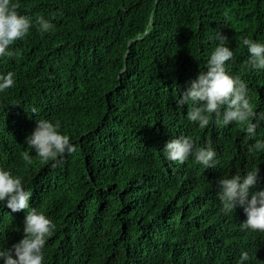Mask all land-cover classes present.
Here are the masks:
<instances>
[{
  "label": "trees",
  "instance_id": "obj_1",
  "mask_svg": "<svg viewBox=\"0 0 264 264\" xmlns=\"http://www.w3.org/2000/svg\"><path fill=\"white\" fill-rule=\"evenodd\" d=\"M18 3L34 26L0 59V74L15 76L0 93V167L22 177L32 206L56 224L44 264H240L243 252L246 264H264V234L241 228L242 207L225 214L216 188L222 176L259 167L250 192L264 189V154L248 152L254 141L242 126L213 117L200 129L187 119L191 106L176 104L219 31L236 55L230 72L264 110V72L247 66L242 43L264 42V0ZM41 16L54 31L38 30ZM40 119L60 121L78 146L55 167L25 142ZM257 131L264 138V122ZM181 135L214 148L217 167L167 160L163 147ZM25 217L0 205V247L23 238Z\"/></svg>",
  "mask_w": 264,
  "mask_h": 264
},
{
  "label": "clouds",
  "instance_id": "obj_2",
  "mask_svg": "<svg viewBox=\"0 0 264 264\" xmlns=\"http://www.w3.org/2000/svg\"><path fill=\"white\" fill-rule=\"evenodd\" d=\"M19 8L18 0H0V59L12 57V46L25 39L34 26L33 20L21 14ZM36 25L42 34L55 30V25L43 16L38 18ZM209 39L216 41V47L206 60L205 70L191 80L176 99L177 108L190 105L187 119L200 129L208 127L213 117L218 126H242L248 138L254 141L249 144L248 152L252 155L264 154V138H258L257 131L264 122V110L257 111L247 82L229 70V62L235 61L236 55L228 46V37L217 31ZM242 43L248 52L247 66L264 72V42L245 38ZM14 85V73L0 74V93H5ZM37 111L36 107L31 108V113L37 114ZM25 142L43 162L52 161L54 167L64 154L78 151L70 136L61 131L58 120H37L36 127ZM163 154L167 160L180 164L191 158L204 169L216 168L218 164L216 150L211 146L197 147L190 136L170 139L163 147ZM28 158L25 153L24 159ZM259 171V167H252L243 173L222 176L216 182V188L225 214L235 212L237 206L242 207L246 219L241 222V228L264 234V189L250 192L259 182ZM31 197L32 192L25 187L21 176L0 167V205H6L12 212L26 210L23 238L10 248L0 247L2 264H44L45 245L56 230V224L43 210L32 206ZM249 260L248 253L243 252L240 264Z\"/></svg>",
  "mask_w": 264,
  "mask_h": 264
}]
</instances>
